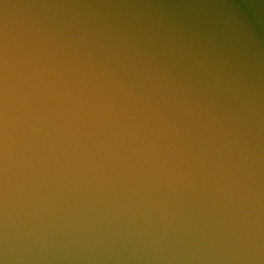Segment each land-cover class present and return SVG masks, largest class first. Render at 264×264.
Here are the masks:
<instances>
[{"label":"water","instance_id":"water-1","mask_svg":"<svg viewBox=\"0 0 264 264\" xmlns=\"http://www.w3.org/2000/svg\"><path fill=\"white\" fill-rule=\"evenodd\" d=\"M0 264H264V0H0Z\"/></svg>","mask_w":264,"mask_h":264}]
</instances>
